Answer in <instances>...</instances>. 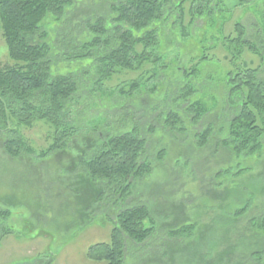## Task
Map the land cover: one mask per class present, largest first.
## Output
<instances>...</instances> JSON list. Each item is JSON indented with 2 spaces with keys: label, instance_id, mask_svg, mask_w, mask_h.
I'll use <instances>...</instances> for the list:
<instances>
[{
  "label": "rangeland",
  "instance_id": "374dc122",
  "mask_svg": "<svg viewBox=\"0 0 264 264\" xmlns=\"http://www.w3.org/2000/svg\"><path fill=\"white\" fill-rule=\"evenodd\" d=\"M75 6L83 7H79L84 10L83 16H73ZM188 8L185 4L182 20L185 25ZM176 12L174 8L157 22L161 28L156 50L158 55H164L163 61L119 71L104 81L103 89L96 95L81 97L76 105L67 107L65 120L80 131L64 149L40 155L52 142L50 129L42 122L19 128L31 153L21 151L19 156L11 157L0 141V210L8 211L6 218H0V228L11 230L3 236L0 229V264H105L87 256L91 245L109 240L112 227L104 213L106 204L96 202L97 190L91 187L80 163L85 153L96 151L92 130L99 133L109 127L112 132H121L135 125H152L153 132L149 131L151 127H146L144 134L141 133L146 140L142 159L149 165L148 172L131 181L124 203L146 204L158 225L159 221L171 227L196 224L198 229L204 230L205 226L209 230L205 241L197 240L195 233L181 243H174L167 251L163 248L166 254L157 257L143 254L136 258L129 255L125 264H203L198 255L190 254L195 243L198 242L199 252L206 251L213 257L219 232L232 223L235 211L250 203L244 213L246 219L264 214V143L254 154L234 156L220 143L227 133L226 124L220 125L218 120L223 110L229 111L224 104L223 82L231 64L223 38L233 35L236 22L243 24L248 39L262 37L257 33H264V0H246L241 4L238 0H223L211 15L196 19L189 26L187 38H182ZM108 15L106 2L79 0L66 6L59 18L48 16L41 29L47 33V41L58 43L65 36L70 41L71 54L92 40L87 23L97 25L99 19ZM202 55L206 59L200 61ZM240 61L249 67H259L258 77L263 76L264 65L256 55L245 50ZM6 63L11 61L0 30V66ZM192 66L197 69L196 77L190 79L196 89L192 97L202 100L209 111L197 123L184 119L176 131H168L163 118L174 107L169 101L172 84L176 78L178 86L183 85L179 70L188 71ZM69 67L63 62L59 64V72L72 71ZM130 80H138L142 88L129 98L121 89L126 90ZM143 93L147 96H140ZM148 96L153 100V108L144 112L140 108L148 103ZM235 100L238 101L236 97ZM229 113L224 119H229ZM207 125L215 136L206 146L199 147L195 135ZM14 136L15 133L9 135ZM106 189L110 193L106 199L113 201V187L109 184ZM232 224L239 232L231 231L230 236L242 245L241 252L258 240L241 228L245 220ZM160 234L166 237L162 231ZM150 249L149 246L147 252Z\"/></svg>",
  "mask_w": 264,
  "mask_h": 264
},
{
  "label": "trees",
  "instance_id": "16d2710c",
  "mask_svg": "<svg viewBox=\"0 0 264 264\" xmlns=\"http://www.w3.org/2000/svg\"><path fill=\"white\" fill-rule=\"evenodd\" d=\"M76 1L79 0H0V30L11 61L0 66V141L3 150L11 157L19 156L21 151L32 152L19 128H29L35 122L48 126L52 141L40 155L64 149L80 131L65 120L66 109L70 104L78 103L81 97L96 95L103 89L104 81L119 71H132L165 59L163 54H157L156 48L161 28L157 22L166 18V13L176 8L182 38H187L189 26L196 19L211 15L223 0H101L109 6L108 17L99 19L97 25L87 23L92 40L70 54L71 44L65 36L58 39V43L47 41V33L41 28L48 16L59 18L65 7ZM238 2L241 4L246 0ZM185 4L189 5L186 25L182 24ZM79 7L73 8V16L84 15L83 7ZM260 34L262 37L248 39L243 24L236 22L233 35L223 38L231 64L223 82L224 104L225 110H229L226 113L230 110L233 112L229 113L228 120L224 119V110L218 118L221 120L220 125L226 124L227 133L220 143L234 156L241 153L251 155L263 148L264 74L258 77L259 67H249L240 61L244 51L248 50L264 65V33H257ZM35 39L38 41L35 42ZM202 59H206V56L202 55L199 60ZM63 62H67L73 70L60 73L58 67ZM195 67L192 66L188 71L185 68L179 70L183 75V85L179 87L176 78V82L171 83L173 88L169 101L174 103V107L167 110L163 118L168 131H176L177 125L182 124L184 119L197 123L209 111L202 100L192 97L196 89L190 79L196 77ZM126 86L127 89H121V92L129 98L142 88L138 80H130ZM140 96L147 95L143 93ZM234 97L238 101L234 102ZM148 99V103L140 110L147 112L153 108V100L149 96ZM146 127H151L149 131L153 132L152 125H135L121 132H112L109 127L99 133L92 130L96 151L91 150L80 156L83 173L91 187L97 190L94 198L96 202L106 204L104 213L112 223L109 240L88 248L87 256L91 260L103 261L105 264H125L129 255L136 258L143 254L149 257L166 254L174 243L191 238L195 233L200 235L199 238L196 235L197 240L205 241L207 238L208 227L204 226V230L198 229L196 224L171 227L161 221L158 225L146 204L124 203L131 181L148 172L149 165L142 159L146 140L141 133L144 134ZM10 133H15V136L9 137ZM195 136L197 146L204 147L215 134L207 125L203 132ZM109 184L114 189L115 198L108 202L106 198L110 193L106 188ZM250 206L247 203L241 210L235 211L232 223L245 220L241 228L244 232L248 230L252 238L258 239L252 246L248 249L245 246L241 252L239 249L242 245L230 236L231 231L239 230L229 223L219 232L218 248L213 252V257L206 251L199 252L198 242L190 254L198 255L199 262L201 259L203 264H264V214H255L246 219L244 213ZM109 208L111 213L114 212L113 218L108 212ZM155 213L158 215L157 211ZM7 216L8 211L0 210V218ZM0 229L3 236L11 232L8 228ZM161 231L166 235L165 238L160 234ZM157 235L161 236L157 238ZM149 246L151 249L147 252Z\"/></svg>",
  "mask_w": 264,
  "mask_h": 264
}]
</instances>
